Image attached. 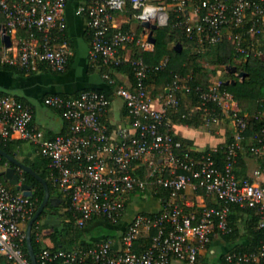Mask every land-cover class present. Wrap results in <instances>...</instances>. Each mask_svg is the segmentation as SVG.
Returning a JSON list of instances; mask_svg holds the SVG:
<instances>
[{
	"label": "built area",
	"instance_id": "1",
	"mask_svg": "<svg viewBox=\"0 0 264 264\" xmlns=\"http://www.w3.org/2000/svg\"><path fill=\"white\" fill-rule=\"evenodd\" d=\"M67 1L0 0V16L5 19L1 33L27 31L15 49L6 47L0 52V67L38 71L43 65L53 72H63L72 53L70 45L59 40L67 26ZM128 6L137 20L157 27L165 26L173 12L174 25L198 47L228 39L243 58L264 55V0H78L75 13L85 18L91 35V65L128 62L132 66L133 81L128 84L117 83L108 72L101 74L122 98L127 123L108 128L103 117L110 99L103 91L87 88L67 96L50 93L43 103L59 110L65 131L49 138L34 125L28 104L13 95L0 94V137L23 139L49 158L50 179L59 190L71 194L79 227L95 216L116 222L131 201L147 195L146 190L161 187L168 190L169 196L154 213H134L120 235L119 247L115 248L109 239L87 248L42 246L35 255L37 263L171 264L175 260L195 264L215 234L230 230V206L238 204L256 209L263 239L255 251L226 252L224 264H264V124L251 142L243 144L248 113H240L237 101L220 79L209 80L205 88L192 87L189 75L175 74L166 93L154 97L146 81L148 65L142 56L120 53L126 44L136 45L140 52L154 48L148 35L140 37L131 29L113 25L114 13ZM191 90L199 98L191 111H203V125L211 127L224 120L231 123L232 140L224 144L221 164L213 156L217 147L196 158L174 138L166 111L177 108L176 92ZM256 115L264 118V110ZM242 150L255 157L257 164L252 175L238 177L235 164ZM140 160L148 163L145 177L133 172ZM186 188L202 189L217 204L185 209L177 198ZM35 202L0 180V255L15 264H34L23 246L25 222L34 214ZM36 227L40 241L41 228ZM152 230L150 242L137 250L135 242Z\"/></svg>",
	"mask_w": 264,
	"mask_h": 264
},
{
	"label": "trees",
	"instance_id": "2",
	"mask_svg": "<svg viewBox=\"0 0 264 264\" xmlns=\"http://www.w3.org/2000/svg\"><path fill=\"white\" fill-rule=\"evenodd\" d=\"M78 1V0H77ZM130 7V6H128ZM131 8V7H130ZM133 10V9H132ZM175 16L174 13L171 12L170 20L165 26H158L154 31L155 43L152 51H144L140 52L137 47L132 55L139 56L141 55L144 62L148 65L147 72V84L148 87L152 90V95L156 96L160 93H166V87L170 85L172 82L174 75L178 74L180 76H187L188 84L192 87L201 86L206 87L209 83V72L213 73L216 70V67L222 66V70L225 73V77L221 78V83L225 86L233 95L237 104L240 108V113H248L249 124L244 132L245 139L243 140V144L247 145V138L249 136H253L257 130L264 124V118L257 116L258 111L264 110V55H250L247 58H243L241 55H238L234 49V44L228 40L224 39L222 42H219L215 45H211L215 50V68L207 69L202 64H200L197 60L199 54L191 51L190 48L197 47V44L194 40H189L183 31L174 25ZM123 28V27H122ZM66 29L63 34H60V39H63ZM26 35L27 31L23 30ZM180 42L183 46L180 50L172 45V42ZM184 47H186L184 49ZM1 42H0V52L1 50ZM235 58H243L241 64H236L234 62ZM166 59V62L162 64L163 60ZM100 71H108L113 77V71L122 72L127 75L128 80L130 82L133 81V69L130 63L123 62L119 65L113 64H105L99 63ZM235 65L237 69L245 71L247 74L242 78L238 77L235 73H231L228 66ZM67 66V64H66ZM1 68L13 70L18 73H32L36 71H25L23 69L5 65ZM47 69L45 66H40V69ZM112 71V72H111ZM231 82V80H233ZM227 80H230L229 83H226ZM119 83L118 81H116ZM113 86V85H111ZM161 87L159 88H152ZM99 91H102L99 88H95ZM184 93V96L181 95ZM67 96L66 94H61ZM176 95L179 97V104L176 109H168L166 111V116L171 121L180 122L185 125H193L198 126L202 124L203 111L196 110L191 111V108L196 106L199 101V98L194 90L188 92H176ZM17 98V97H16ZM20 101L24 102L20 98H17ZM59 112V110H57ZM126 111V109H125ZM60 114V112H59ZM257 116V117H255ZM61 131L60 133L64 132ZM46 137H53L54 135L45 134ZM175 139H178L182 142V147L184 150H188L194 157H199L203 151L195 150L191 147L190 142L185 140L184 138H179L174 135ZM232 140V136L227 134V140L225 143ZM27 143V141L20 138H7L3 139L0 137V148L6 151L8 154L15 156L18 158V153L22 152L23 144ZM249 143V142H248ZM33 152H25V156L20 159L23 163L30 166L38 175L44 178L48 184L49 193L51 196H56L61 198V201L58 205H52L50 202H47L40 215L36 218V220L32 224L31 228V244L34 250L35 255H37L38 251L44 246L40 241L37 240L36 231L39 226L42 228L43 226H48L44 220L48 217L58 218L60 219V224L54 228V230L49 234L53 242V246L51 249L56 248H69V247H81L87 248L94 245L96 242H90L84 239L83 231L84 228L87 227L91 222L98 220L102 225L99 228L104 233V238L102 240H107L111 236L115 235V230H112L116 224H118L122 218L120 217L116 222H113L107 219L104 216H95L82 227L77 226L75 223V219L78 216V213L72 206L71 194L69 192H63L57 188V186L50 179V167L48 165L49 158L40 154L37 151V146L32 144ZM223 146L217 147V149L213 152V156L215 157L218 164L222 163L223 160ZM180 152L181 150H176ZM250 155L245 150L239 151L237 154V162L235 164V173L238 177L247 176L246 174V165H245V156ZM139 164L133 171L135 174L145 177L148 170V163L143 162L142 160L138 161ZM6 166H14L7 158L0 155V167L5 168ZM2 168V169H3ZM1 170V169H0ZM182 172L183 170H178ZM16 172L19 174L21 182L31 184L32 185V194L31 198L36 199L35 208L36 211L38 205L40 204L43 195H44V187L43 184L30 172L21 170L16 167ZM0 180L11 190L18 191L15 186L10 185L2 175H0ZM187 189V188H186ZM184 190H180L179 193H183ZM196 191H203L202 189H197ZM147 195L145 197L138 196L136 197L137 201H143L147 197H156L160 200L161 204H164L169 196V192L167 189L157 187L156 189L146 190ZM179 198V196H178ZM177 198V202L183 206L181 201ZM128 201H131L130 199ZM133 202V201H132ZM184 207V206H183ZM185 208V207H184ZM187 210L191 209H200L199 208H185ZM237 211H246L253 215V219L245 225V233L249 238V242L245 245L235 246L232 250L237 251H255L260 245L261 240L263 239V231L261 228L257 226L259 215L256 213L255 208L251 207H243L238 204H232L230 206V212L228 215V221L230 224V230L226 233L220 234L225 240H234L238 237V226L236 223L235 213ZM143 213H154L156 211H140ZM28 220L25 222L27 225ZM106 225V226H105ZM154 231H150L149 234L141 236L134 244L135 248L138 250L139 248L145 247L150 242L151 234ZM24 250L27 251L26 243L24 242L23 246ZM29 257V255H27ZM61 260H55L50 264H59ZM0 264H15L8 260L5 256L0 255ZM40 264V263H38ZM74 264H78L75 262Z\"/></svg>",
	"mask_w": 264,
	"mask_h": 264
},
{
	"label": "crops",
	"instance_id": "3",
	"mask_svg": "<svg viewBox=\"0 0 264 264\" xmlns=\"http://www.w3.org/2000/svg\"><path fill=\"white\" fill-rule=\"evenodd\" d=\"M77 4V0H68L65 8L67 26L62 40H65L70 45L72 53L68 58L67 66L63 72H53L48 68H42L32 73H18L0 67V94H10L24 100L32 109L34 125L37 128L42 129L44 134L47 133L48 135L58 134L65 129V121L60 116L59 112L43 103L44 96L50 93L76 95L83 89L99 88L105 92L110 99L109 108L103 117L108 128L113 130L118 126L126 124L128 121L123 100L115 93V87L111 86L105 79H103L101 75L102 71L99 69L100 65L93 66L89 62L88 50L91 35L87 29L85 18L75 13ZM4 22L5 19L0 16L1 50L6 48L1 40V29L3 28ZM112 23L118 27L131 29L140 37L148 35L150 32L149 28H145L141 22L135 18L134 11L130 7H126L124 10L114 13ZM153 31L152 36L154 35ZM8 34L12 42L11 46L8 48L11 50L15 49L20 38L25 36L22 30ZM176 43H178V41L172 42V45L175 46ZM135 47L137 46L126 44L120 50V53L122 55L130 56L133 54ZM238 71L240 70L236 68L235 72H230L237 75ZM215 72L219 75L222 72V69L216 67ZM113 78L122 84L129 83L127 75L122 72L113 71ZM153 87L154 86H152V88ZM154 88L161 89V87ZM181 95L184 96V93H181ZM156 106L159 107V104H156ZM171 120L172 119H170V121ZM171 122L173 134L176 137L188 140L191 147L198 151L223 146L227 140V134L231 135L233 131L231 123L228 120H224L219 125H213L211 127H207L203 125V123L198 126H193L185 125L180 122ZM252 140L253 136H249L247 138V143ZM30 151L33 152L32 149ZM143 162L147 163L146 160H143ZM256 164L257 159L255 157L251 155L245 156L247 175H252V170ZM147 198H150L151 200L149 202H146V200L131 201L126 207L127 209L122 220L111 228L112 230H115V235L111 236L109 240L115 248L119 247L120 235L135 212L158 211L162 207L163 204L160 203L158 198ZM178 199L185 208H199L203 205L217 204V201L213 196L207 195L203 191H195L191 188L185 189V191L179 195ZM157 200L159 201V205L156 204ZM142 204H148V206L136 209L135 206ZM235 216L239 228L238 237L234 240H225L220 234H215L211 242L201 250L195 264H224L223 257L226 252L234 249L235 246L245 245L249 242V238L245 233V225L253 219V215L246 211H237ZM100 226L104 225L98 220L91 222L84 228V239L90 242L97 240L101 241L104 238V233H102V230L99 228ZM54 228L55 227L50 225L41 228V242L44 246H53L49 234ZM171 264L183 263L174 260Z\"/></svg>",
	"mask_w": 264,
	"mask_h": 264
},
{
	"label": "water",
	"instance_id": "4",
	"mask_svg": "<svg viewBox=\"0 0 264 264\" xmlns=\"http://www.w3.org/2000/svg\"><path fill=\"white\" fill-rule=\"evenodd\" d=\"M141 24L145 28L150 29V32L148 34V39L150 41H152L153 43H155V37L152 36V31L157 28V25L155 23H150L148 21H142ZM1 40L6 47L11 46V44H12L10 36L8 33L2 32L1 33ZM174 47L177 48L178 50H180L181 44L178 42L175 44ZM227 68H229V70L232 72L236 71V67L234 65L228 66ZM246 74L247 73L245 71H242V70L237 72V76L240 78H242ZM233 81H234V79L231 80V82H233ZM229 82H230V80L226 81V83H229ZM0 155L7 158L14 165V166H6L5 168L1 169L0 175H2L3 178L10 185L15 186V188L18 190H21L23 192V194L30 196L32 194V185L20 181L19 174L16 172V167L20 168L21 170L30 172L32 175H34L43 184V187H44L43 198H42L40 204L38 205L36 211L34 212L32 217L28 220L27 225H26V247H27V251H28L29 257L32 260V262L34 264H38L36 261V256H35L34 250L32 248V244H31L32 224L36 220V218L40 215L41 211L43 210V208L45 207L47 202H50L52 205H58L59 202L61 201V198L50 195L48 184H47L46 180L44 178H42L40 175H38L30 166L23 163L20 159L16 158L15 156L8 154L2 148H0ZM44 222L46 224H49L52 227H57L60 224V219L48 217L44 220ZM59 264H72V263L61 262Z\"/></svg>",
	"mask_w": 264,
	"mask_h": 264
},
{
	"label": "rangeland",
	"instance_id": "5",
	"mask_svg": "<svg viewBox=\"0 0 264 264\" xmlns=\"http://www.w3.org/2000/svg\"><path fill=\"white\" fill-rule=\"evenodd\" d=\"M181 48H183L182 45H181ZM185 48L186 47H184V49ZM190 50L199 54L198 62L200 64H202L205 68L212 69V68L216 67L215 64H214V61H215V50H214V47H212V46H206V47H198L197 46L196 47L195 46V47L190 48ZM242 61H243V58H235L234 59V62L236 64H241ZM218 67L220 69H222V66L221 67L218 66ZM224 77H225V73L223 72V70H222V72L219 75H217L216 72H213V73L209 72V79L210 80L211 79H221V78H224ZM31 149H32L31 143H29V142L24 143L22 152L18 153V158L22 159L25 156V152H27V151L30 152ZM2 168L3 167H0V169H2ZM144 200H146V202H149L151 199L150 198L149 199L145 198ZM135 201H136V199H135ZM158 202L159 201L157 200V203H156L157 205H159ZM147 206H148V204H142V205H139V206L137 205L135 207H136V209H139L140 207L145 208ZM44 227H47V226H43L42 228H44Z\"/></svg>",
	"mask_w": 264,
	"mask_h": 264
}]
</instances>
